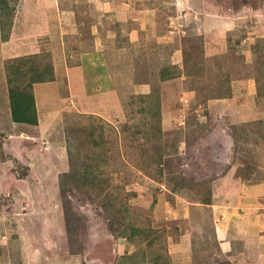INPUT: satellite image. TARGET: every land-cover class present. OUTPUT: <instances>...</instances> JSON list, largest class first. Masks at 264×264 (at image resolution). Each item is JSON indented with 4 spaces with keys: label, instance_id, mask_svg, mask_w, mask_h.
<instances>
[{
    "label": "rangeland",
    "instance_id": "374dc122",
    "mask_svg": "<svg viewBox=\"0 0 264 264\" xmlns=\"http://www.w3.org/2000/svg\"><path fill=\"white\" fill-rule=\"evenodd\" d=\"M27 1L60 28L54 54L50 35L33 51L62 77L96 62L93 84L108 72L113 89L66 84L54 119L0 128V264H264L239 253L253 224L264 238V0Z\"/></svg>",
    "mask_w": 264,
    "mask_h": 264
},
{
    "label": "crops",
    "instance_id": "0c3cea01",
    "mask_svg": "<svg viewBox=\"0 0 264 264\" xmlns=\"http://www.w3.org/2000/svg\"><path fill=\"white\" fill-rule=\"evenodd\" d=\"M45 1H48V0H45ZM15 2H17L18 5H16L17 9L13 17V23L9 30L7 39L2 40L1 30H0V128L3 125H7V124L17 125V123H14L11 120L10 104H9L8 89H7V82H6V75H5V67H4L5 61L9 58H13L17 56L43 52L41 49H40L41 51L40 50L33 51V49L36 47V44L41 43V41L43 42L46 36H49V35L52 37H56V38H53L54 39L52 41L53 43L50 44L52 46L50 48L51 52L53 53V49L58 48L57 46L58 43L56 40L59 37V34H58V32L60 31V28H58L59 26L53 23H52L53 25H51L50 23L48 25L46 23L44 26H42L43 28H41L40 23L34 24L33 22H31V21L36 20V18L34 17L38 15L37 14L33 15L36 13V11H34V9H32L29 4L27 5L28 1L27 0H15ZM42 2L43 0L41 2L40 0H37V1H33L32 3L38 4L39 6H36V8H40L42 11L43 8L40 7L42 5ZM51 3H52L51 0H49L48 5L43 3L46 10L48 7L52 6ZM55 42L57 43L56 45L54 44ZM47 53L50 54L49 51H47ZM89 59H92V58L90 56L85 57L82 59V61L85 64H89L88 63ZM53 60H54L53 66L55 70V80L48 81V82L35 83L33 85V92L35 96V102H36V108H37L39 121L41 118L54 119L55 114H57V112L61 110V104L62 106L63 105L65 106V104H67L65 101V98H63V95H65L66 93V90L64 89V86L66 84L69 87L68 94L73 95L77 98L79 94L81 93L84 96L85 100H89L88 96L86 95L87 94L86 91L83 93V91L81 90L78 91V90L82 86L86 87V90H87V87L89 89L90 88L88 86L89 84L92 87L95 86L96 84H93V81H94V77L97 75L95 73L94 74H91V73L93 72V70L99 73L97 67L94 66L96 65V62L93 63L94 64L92 67L93 70L92 69L90 70L88 67H85V66L82 67L81 65H72L69 67L66 65L63 67L64 71L62 73L64 77H62L59 74L61 72H57L58 68H60L59 62H56L55 58H53ZM88 71L89 73L87 74ZM102 72L104 71L102 70ZM112 77L110 76L108 72L103 73L102 80L99 81V83L100 82L101 83L95 86V89L97 90V93L95 95L101 97L103 95L106 96L107 94L111 93V90L113 89ZM14 134L15 132H12V131L7 133V135L11 137H13ZM23 136L25 140L29 138L28 134H24ZM19 147L20 146L18 145V148ZM235 174H236L235 166L231 165V167H229L227 171L224 172V175L221 178V181L223 179L222 182L218 178L216 179V181L213 182V185H212L213 199L221 203L222 201H225L227 199L226 196L223 195L226 191L239 188L240 181L235 176ZM211 206L213 208V215L215 217L219 216L220 213L226 215V212H224L225 210H223V208L225 207H220L221 209H215L213 204H211ZM247 213L250 214L251 210L248 211ZM241 220H245V216H244V219L241 218ZM241 220H238L237 222H240ZM255 227L256 226H254L253 224V226H250L249 229L247 228V230H245V235L242 237V240H240L242 242L240 245L241 252L239 251V253L245 254L247 252H251V250H254V252L257 254L262 253V249H264V245H263L264 243H262L264 242V238L256 237V234L257 233L259 234V232L255 231L256 230ZM214 228H215V236L219 241L220 240L226 241L227 239H230L228 235L226 239H223L224 237H219L220 231H217L216 225L214 226ZM223 232L224 230H221V234H223ZM235 244L236 242L234 244H230V246L234 247Z\"/></svg>",
    "mask_w": 264,
    "mask_h": 264
},
{
    "label": "trees",
    "instance_id": "16d2710c",
    "mask_svg": "<svg viewBox=\"0 0 264 264\" xmlns=\"http://www.w3.org/2000/svg\"><path fill=\"white\" fill-rule=\"evenodd\" d=\"M15 7L10 0H0V30L2 40L7 39L9 30L13 23ZM49 54V53H48ZM46 54L34 53L28 55L9 58L5 61V75L10 104L11 120L22 125H37L38 113L36 108L33 85L35 83L55 80V70L51 56L47 57L48 62H44ZM73 184L80 190L93 189L95 196L100 197V191L95 190V177H88L83 169L71 167L67 173ZM99 193V194H98ZM209 204L210 200L202 201ZM137 229L131 233L134 234Z\"/></svg>",
    "mask_w": 264,
    "mask_h": 264
}]
</instances>
